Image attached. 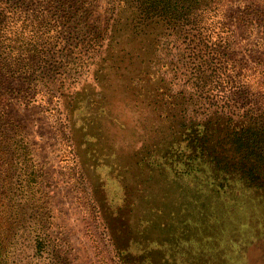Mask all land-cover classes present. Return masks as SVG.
I'll return each mask as SVG.
<instances>
[{
    "label": "rangeland",
    "instance_id": "rangeland-1",
    "mask_svg": "<svg viewBox=\"0 0 264 264\" xmlns=\"http://www.w3.org/2000/svg\"><path fill=\"white\" fill-rule=\"evenodd\" d=\"M123 1L0 0V264H264V198L185 168L172 135L176 98L205 111L195 50L211 112L264 110V0L190 40Z\"/></svg>",
    "mask_w": 264,
    "mask_h": 264
},
{
    "label": "trees",
    "instance_id": "trees-1",
    "mask_svg": "<svg viewBox=\"0 0 264 264\" xmlns=\"http://www.w3.org/2000/svg\"><path fill=\"white\" fill-rule=\"evenodd\" d=\"M227 1L124 0L123 5L133 9L135 28H142L148 21L150 24L173 26L177 33L187 29L183 37L190 40L201 37V33L195 35L193 29L204 18L221 11ZM192 53L193 57L187 64H191L192 76L198 79L194 83L201 90V111H205L192 118L187 115L184 96L179 100L176 98L181 101L178 130L172 134L175 142L180 141L177 161L195 173L209 175L207 178L211 179V184L238 182L254 188L264 198V110L250 106L239 116H234L223 111L224 106L219 105L216 107L218 110L211 112L210 93L216 89L207 86L214 71L210 69L207 72L209 63L200 51Z\"/></svg>",
    "mask_w": 264,
    "mask_h": 264
}]
</instances>
